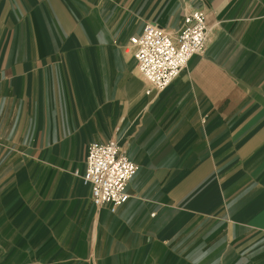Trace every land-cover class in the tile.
I'll list each match as a JSON object with an SVG mask.
<instances>
[{"label": "crops", "instance_id": "obj_1", "mask_svg": "<svg viewBox=\"0 0 264 264\" xmlns=\"http://www.w3.org/2000/svg\"><path fill=\"white\" fill-rule=\"evenodd\" d=\"M206 13L204 51L152 90L128 50ZM116 140V212L82 175ZM0 264H264V0H0Z\"/></svg>", "mask_w": 264, "mask_h": 264}, {"label": "built area", "instance_id": "obj_2", "mask_svg": "<svg viewBox=\"0 0 264 264\" xmlns=\"http://www.w3.org/2000/svg\"><path fill=\"white\" fill-rule=\"evenodd\" d=\"M208 33L206 13L195 10L185 16L184 27L175 37L153 23H148L141 35L131 37L128 50L137 61L140 75L150 84L147 94L168 88L191 58L204 51ZM137 170L138 166L119 143L111 140L91 143L86 169L82 175H76L91 188L97 207L116 212L130 198L127 187Z\"/></svg>", "mask_w": 264, "mask_h": 264}]
</instances>
